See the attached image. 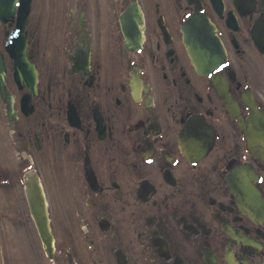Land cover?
<instances>
[{
    "label": "flooded vegetation",
    "instance_id": "1",
    "mask_svg": "<svg viewBox=\"0 0 264 264\" xmlns=\"http://www.w3.org/2000/svg\"><path fill=\"white\" fill-rule=\"evenodd\" d=\"M21 1L0 18L14 98L11 113L0 86V264H264V143L239 120L247 96L264 110V0H32L35 82L6 48ZM194 14L227 50L235 113L191 61L182 28Z\"/></svg>",
    "mask_w": 264,
    "mask_h": 264
},
{
    "label": "water",
    "instance_id": "2",
    "mask_svg": "<svg viewBox=\"0 0 264 264\" xmlns=\"http://www.w3.org/2000/svg\"><path fill=\"white\" fill-rule=\"evenodd\" d=\"M15 9V0H0V16L14 14ZM29 10V8H28ZM28 10L24 12L23 17V27L27 19ZM198 27L200 30H206L208 32V37L205 35L204 40H200V37L196 38L191 34V28ZM18 31V29L16 30ZM14 32L11 36L10 42L8 44V49L19 58V62H25V41L20 42V36L17 32ZM204 32V31H203ZM189 41V49L194 63L197 66V69L202 73H209L213 71L221 61L226 58V52L222 48L219 38L214 32L213 26L209 23L206 18H194L190 20L188 26V33L186 32ZM24 38V35H22ZM22 44V48H16ZM208 46V48H206ZM20 49V50H19ZM4 64L0 59V81L3 85L4 82ZM27 66L23 65L22 71H26ZM36 216L39 222L40 230L44 238L48 236V220L46 215V210L44 205H38V210L36 211Z\"/></svg>",
    "mask_w": 264,
    "mask_h": 264
}]
</instances>
